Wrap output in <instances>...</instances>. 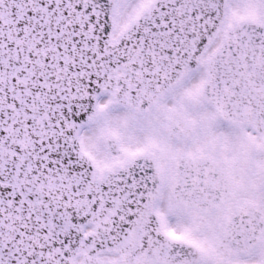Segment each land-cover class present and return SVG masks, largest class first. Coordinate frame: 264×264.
I'll return each instance as SVG.
<instances>
[{
	"label": "snow or ice",
	"instance_id": "obj_1",
	"mask_svg": "<svg viewBox=\"0 0 264 264\" xmlns=\"http://www.w3.org/2000/svg\"><path fill=\"white\" fill-rule=\"evenodd\" d=\"M0 264H264V0H0Z\"/></svg>",
	"mask_w": 264,
	"mask_h": 264
}]
</instances>
